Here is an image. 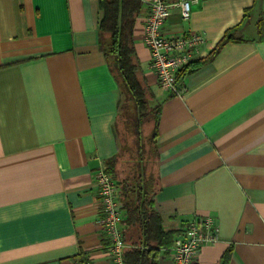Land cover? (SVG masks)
<instances>
[{
	"label": "crops",
	"instance_id": "1",
	"mask_svg": "<svg viewBox=\"0 0 264 264\" xmlns=\"http://www.w3.org/2000/svg\"><path fill=\"white\" fill-rule=\"evenodd\" d=\"M148 12L141 0L134 56L159 105L162 228L209 216L219 240L192 264H264V0L171 8L164 36H204L178 93L150 66ZM102 16L98 0H0V264H110L94 174L118 151L120 87Z\"/></svg>",
	"mask_w": 264,
	"mask_h": 264
},
{
	"label": "trees",
	"instance_id": "2",
	"mask_svg": "<svg viewBox=\"0 0 264 264\" xmlns=\"http://www.w3.org/2000/svg\"><path fill=\"white\" fill-rule=\"evenodd\" d=\"M98 3L103 12L99 24L102 48L108 56L112 71L116 72L120 100L124 98L128 102L123 111L120 103L118 104V117L114 127L118 151L104 167L114 179L122 205L120 226L122 240L126 244L123 264H159L161 256H169L175 235H181L182 231H164L162 219L154 206V197L159 189L155 143L158 104L152 108L155 119L150 137L156 165L155 177L149 171L148 158L144 157L145 150L140 141L141 125L148 112V99L151 100L153 96L138 76L139 65L134 56L133 27L141 0H98ZM229 39L230 37L223 42ZM195 67L193 62H189L180 69L177 73L178 81ZM120 124L125 134L133 133L138 145L134 151L135 159L129 164L128 173L119 169L118 165L123 148Z\"/></svg>",
	"mask_w": 264,
	"mask_h": 264
},
{
	"label": "built area",
	"instance_id": "3",
	"mask_svg": "<svg viewBox=\"0 0 264 264\" xmlns=\"http://www.w3.org/2000/svg\"><path fill=\"white\" fill-rule=\"evenodd\" d=\"M142 1L149 8L142 39L149 49L150 66L161 88L178 93L180 81L177 73L191 61L194 53L203 44L204 36L203 33L194 31L164 36L161 27L170 16L172 7H178L181 19L188 20L191 6L198 0H178L175 3L167 0ZM94 183L97 187L104 238L108 242L110 264H123L126 244L122 240L120 226L122 205L114 179L102 167L95 172ZM219 236V229L211 217H195L183 228L181 235L174 239L169 264H192L199 248L217 242Z\"/></svg>",
	"mask_w": 264,
	"mask_h": 264
},
{
	"label": "rangeland",
	"instance_id": "4",
	"mask_svg": "<svg viewBox=\"0 0 264 264\" xmlns=\"http://www.w3.org/2000/svg\"><path fill=\"white\" fill-rule=\"evenodd\" d=\"M120 108L123 111V109L128 105V102L126 99H121L119 102ZM157 105V102L155 100L148 99V112L146 114V117L144 119L143 124L141 125L140 129V141L144 146V157L148 158V164L150 165L149 171L155 177V158L153 155V149L151 146V133L153 130L154 125V119H155V112L152 108H155ZM124 107V108H123ZM120 133H121V143H122V151H121V157H119V169H122V171H125L128 173L129 164L133 163L134 161V151L137 149L138 145L135 141V136L133 133L125 134L122 125L120 124L119 127Z\"/></svg>",
	"mask_w": 264,
	"mask_h": 264
}]
</instances>
